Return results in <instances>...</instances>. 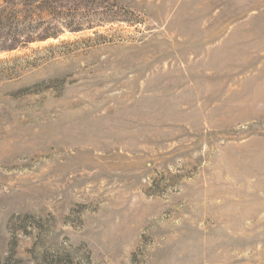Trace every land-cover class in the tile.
I'll return each mask as SVG.
<instances>
[{
	"label": "rangeland",
	"instance_id": "rangeland-1",
	"mask_svg": "<svg viewBox=\"0 0 264 264\" xmlns=\"http://www.w3.org/2000/svg\"><path fill=\"white\" fill-rule=\"evenodd\" d=\"M0 52V264H264V0H113Z\"/></svg>",
	"mask_w": 264,
	"mask_h": 264
},
{
	"label": "trees",
	"instance_id": "trees-1",
	"mask_svg": "<svg viewBox=\"0 0 264 264\" xmlns=\"http://www.w3.org/2000/svg\"><path fill=\"white\" fill-rule=\"evenodd\" d=\"M113 0H0V52L57 38L64 31L78 32L123 18ZM32 256L49 264H67L72 251L32 250Z\"/></svg>",
	"mask_w": 264,
	"mask_h": 264
}]
</instances>
